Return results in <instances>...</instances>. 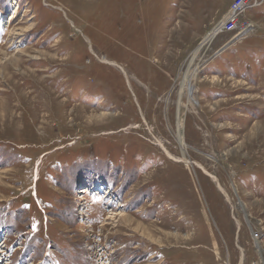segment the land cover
Masks as SVG:
<instances>
[{"label": "rangeland", "instance_id": "rangeland-1", "mask_svg": "<svg viewBox=\"0 0 264 264\" xmlns=\"http://www.w3.org/2000/svg\"><path fill=\"white\" fill-rule=\"evenodd\" d=\"M233 1L0 0V264H264V0L216 33Z\"/></svg>", "mask_w": 264, "mask_h": 264}, {"label": "built area", "instance_id": "built-area-1", "mask_svg": "<svg viewBox=\"0 0 264 264\" xmlns=\"http://www.w3.org/2000/svg\"><path fill=\"white\" fill-rule=\"evenodd\" d=\"M261 3L262 0H234L231 4L227 17L225 18L223 24L218 26L216 33L234 29H237V31L240 32L251 27V24H240L241 16L250 7L260 5Z\"/></svg>", "mask_w": 264, "mask_h": 264}, {"label": "bare ground", "instance_id": "bare-ground-1", "mask_svg": "<svg viewBox=\"0 0 264 264\" xmlns=\"http://www.w3.org/2000/svg\"><path fill=\"white\" fill-rule=\"evenodd\" d=\"M14 19V17H11V20H13ZM90 40V39H89ZM88 40V43L90 42ZM91 43V42H90ZM91 45V44H90ZM92 46V45H91ZM91 49V48H90ZM93 49V48H92ZM95 53V52H94ZM96 55V58H97V60L99 61V62H101V63H104V64H108V65H110V66H114V67H118V69H120L125 75H127V71H126V69L124 68V66H122L120 63H118L117 61H115V60H112V59H109L107 56H104V57H99V55H97V54H95ZM129 84H130V86H131V83L129 82ZM189 88H191V87H189ZM137 101H138V98L136 99ZM139 102V101H138ZM171 102V101H170ZM183 102V101H182ZM181 102V103H182ZM181 103H180V105H181ZM193 103V102H192ZM170 104V103H169ZM180 105H178V106H180ZM194 105V104H193ZM139 106H140V103H139ZM140 108H141V106H140ZM195 109V108H194ZM142 110V109H141ZM141 113H142V116H144L143 115V111H141ZM147 122V121H146ZM173 126V125H172ZM182 125H180L179 123H177V128L179 127H181ZM134 127V126H133ZM178 128V130H176V132H177V137H178V141H179V139L180 140H182V136L180 135V129ZM137 129V128H136ZM175 131V130H174ZM115 133V132H114ZM176 136V135H175ZM158 141V144L159 145H161L163 148H164V151H165V153L169 156V158H172L173 160H175V161H177V162H188L189 160L187 159V158H182V157H178V156H176V155H174V154H172L169 150H168V148L165 146V144H163V142L161 141V140H157ZM205 169V168H204ZM206 170V169H205ZM210 176H211V178L214 180V182L217 184V186L219 187V189H220V191L223 193V195L226 197V199L228 200V202H230L231 201V198H230V194L228 193V191L223 187V185L221 184V182H220V179L216 176V175H214V174H212V173H210ZM105 196H103L102 197V199L104 198ZM237 220V226H238V228H240V221L238 220V219H236ZM153 246V245H152ZM155 258V257H154Z\"/></svg>", "mask_w": 264, "mask_h": 264}]
</instances>
